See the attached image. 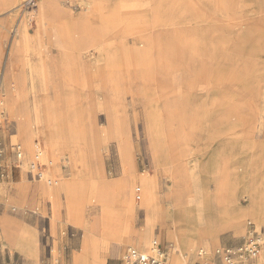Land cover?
<instances>
[{
    "label": "rangeland",
    "instance_id": "rangeland-1",
    "mask_svg": "<svg viewBox=\"0 0 264 264\" xmlns=\"http://www.w3.org/2000/svg\"><path fill=\"white\" fill-rule=\"evenodd\" d=\"M87 26L107 35L90 56L76 39ZM148 30L156 46L131 49ZM79 52L83 79L68 80ZM0 151V264H73L83 223L127 218L119 181L146 228L145 178L174 215L151 225L147 246L170 257L163 226H179L199 243L177 262L204 246L221 264L212 250L241 243L249 223L264 244V0H0ZM37 153L57 183L30 173ZM30 238L35 253L19 244ZM107 247L113 264L129 245Z\"/></svg>",
    "mask_w": 264,
    "mask_h": 264
},
{
    "label": "crops",
    "instance_id": "crops-1",
    "mask_svg": "<svg viewBox=\"0 0 264 264\" xmlns=\"http://www.w3.org/2000/svg\"><path fill=\"white\" fill-rule=\"evenodd\" d=\"M91 28L89 29L87 26L89 33L93 35L92 39H89V34L87 36L89 40L84 34H82L81 36L79 35V37L76 38L78 41L80 51L86 50L85 52L87 56H90L91 54L89 53V51H87V49H89L90 47L95 48V47L101 46L104 42V39L107 38L105 37L107 35L104 36L103 33L100 32V30L98 31L97 29L94 30L93 28L92 29ZM47 39L49 40L50 36H48ZM152 39H153V32H148L147 34L139 33L137 36L131 39L132 40L131 49L142 51V50H147L149 48H153L156 45H154V43H151ZM80 43H82V46L80 45ZM128 44H129L128 41H124L123 43L121 42L119 44V48L121 47L122 49L124 48L129 49ZM157 44H158L157 46L162 45L159 43ZM82 57H83V52H79L78 54L71 55L72 61L73 62L75 61V62H74V66L72 65L73 66L72 68L69 67L70 70L80 69V66L83 67L82 62H81ZM78 78L83 79V77L82 76L80 77L79 74L78 75L74 73L72 74V79L74 81L78 80ZM41 79H43L42 76H41ZM53 181L57 183L56 180H53ZM142 181H144V179ZM109 185L114 186L116 188L117 197H118L117 200L118 201L122 200V203L125 205L126 211H127V218L124 221L116 220L115 222H112L111 224H107V223L104 224L102 220L101 221L98 220L96 225L95 224L89 225L88 223H83L82 230L84 233V239L82 241V249L80 252H77L73 256V264H104V256H105V253L107 252V249H108L107 246L110 240L113 242L120 241V243H125V244H128L129 246L130 244L136 243L138 241L142 243L143 242L146 243L148 231L151 229V225L156 220L159 219L163 222V220L165 219L164 217H169L171 218V222L173 221L174 215L168 212L169 209L164 211L165 209H162L156 201L154 180H152L151 182V190L149 194L144 193L142 191L143 197L141 200V208L146 210V228H136L133 225V222H132L133 215L135 213L136 208L131 203L129 196L127 195V189L122 184V181L115 182ZM103 186L104 185H102V187ZM66 188L69 189L68 186H65V188L63 189H66ZM71 191L72 190H70V192ZM127 198L128 200L125 201V199ZM100 199H102V197ZM70 200L71 201L69 203L68 211L71 213L73 212L78 213L77 201L74 198ZM154 216L156 217V219H154ZM97 225H98V230H97ZM182 225L184 226L183 223ZM163 227H164L165 232L167 233V236L171 239V230H169L165 225ZM19 244L24 249H26L28 252L35 253V246L33 245V239L31 240L30 238L27 241L26 245H24L21 241ZM169 258L171 262L173 263H176L179 259V257H174L172 254Z\"/></svg>",
    "mask_w": 264,
    "mask_h": 264
},
{
    "label": "built area",
    "instance_id": "built-area-1",
    "mask_svg": "<svg viewBox=\"0 0 264 264\" xmlns=\"http://www.w3.org/2000/svg\"><path fill=\"white\" fill-rule=\"evenodd\" d=\"M14 153L17 158L22 155V150L19 145H14ZM1 153V151H0ZM30 173L37 180H43L48 185L53 183V180L44 176V171L40 162V158L35 155L34 160L29 163ZM4 172L0 171V178ZM250 230L248 234L238 245H223L217 246L212 250L213 255L217 256L221 264H259V254L264 251V244L261 234L256 227L249 223ZM151 248L141 251L135 247H127L117 262L113 264H189L183 257L180 262H171L168 251L162 248L157 242L151 244ZM211 252L204 246H200L196 250L197 261L194 264H207L208 257ZM48 264H61L59 260L51 259Z\"/></svg>",
    "mask_w": 264,
    "mask_h": 264
},
{
    "label": "bare ground",
    "instance_id": "bare-ground-1",
    "mask_svg": "<svg viewBox=\"0 0 264 264\" xmlns=\"http://www.w3.org/2000/svg\"><path fill=\"white\" fill-rule=\"evenodd\" d=\"M44 1H49V0H39V4H41L42 5V3L44 2ZM38 18L40 19L39 21H41L42 20V15H40V16H38ZM18 31V30H17ZM16 31V32H17ZM43 31H44V33H45V36L46 37H48V36H50V33H49V30H48V28L47 27H45L44 29H43ZM15 32V33H16ZM148 32H152V31H150V30H148V31H143V32H140V34H144V33H148ZM14 34V33H13ZM35 34H37V32H35ZM88 34H89V39H92V37H93V35L92 34H90L89 33V31H88V29L86 28V31L84 32V35L87 37L88 36ZM35 36V35H34ZM81 36V35H80ZM32 37V36H31ZM79 37V35L76 37V38H78ZM87 39H88V37H87ZM88 39V40H89ZM80 45L82 46V43H80ZM12 47V46H11ZM11 49V48H10ZM13 49H14V46H13ZM9 53H10V51H9ZM69 70H68V73L67 74H65L64 75V78H67L68 80H70V79H72V70H70V68H68ZM78 80H82V78H78ZM6 94H5V97H6V99H7V103H9V101H10V99L9 98H11V96L14 94L13 92H11L10 91V89H8L6 92H5ZM2 103H3V101H1ZM25 140V139H24ZM25 142H26V140H25ZM35 155H37L38 157L40 156V154L39 153H37V154H35ZM146 179V178H145ZM145 179H144V181H142V184H143V186H144V188H143V192L144 193H147V194H149V192H150V190H151V182L152 181H150L149 179H146V181H145ZM137 190L138 191H140L139 190V188H137ZM124 193V192H123ZM131 204V203H130ZM130 208V207H129ZM97 230H98V225H97ZM187 235H188V232H186V230H184V229H182V228H180L179 226L176 228V230L174 231V232H172L171 233V240L173 241V250H172V255L174 256V257H179V253L180 254H183V252H181V251H184L185 253H188V252H190L191 251V249L198 243V241H192L190 238H187ZM157 242L158 240H156V239H153L151 242H150V245H148L147 246V242L146 243H142V242H136V243H132V244H130V246H132V247H135V248H137V249H139V250H141V251H145V250H148V249H150L151 248V244L153 243V242ZM212 264H218L217 262H215V261H212Z\"/></svg>",
    "mask_w": 264,
    "mask_h": 264
}]
</instances>
